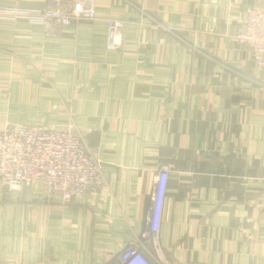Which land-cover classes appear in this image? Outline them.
I'll return each mask as SVG.
<instances>
[{
  "label": "crops",
  "instance_id": "1",
  "mask_svg": "<svg viewBox=\"0 0 264 264\" xmlns=\"http://www.w3.org/2000/svg\"><path fill=\"white\" fill-rule=\"evenodd\" d=\"M59 27L48 0H0V132L68 129L101 181L64 204L36 180L0 185V264H106L141 237L169 178L160 264H264V83L238 22L264 0H93ZM124 22L107 52L106 21ZM153 260L151 252H145Z\"/></svg>",
  "mask_w": 264,
  "mask_h": 264
},
{
  "label": "built area",
  "instance_id": "2",
  "mask_svg": "<svg viewBox=\"0 0 264 264\" xmlns=\"http://www.w3.org/2000/svg\"><path fill=\"white\" fill-rule=\"evenodd\" d=\"M19 13L4 10L0 18L14 19ZM43 23L68 27L72 23L95 18L93 0H48L47 7L38 13ZM124 22L106 21V51L122 48L121 33ZM234 39L239 46L249 49L251 59L264 83V8L249 9L238 22ZM101 165L87 150L83 139L68 129L6 125L0 132V185L8 191L28 187L40 181L47 197L59 193L64 204L89 190L95 194L101 181ZM169 178L168 170H159L154 185L152 202L147 209L145 230L139 239L128 244L114 262L106 264H160L157 234L161 223L163 201ZM264 217L263 203L260 205ZM145 252H151L153 260ZM8 264H21L9 262Z\"/></svg>",
  "mask_w": 264,
  "mask_h": 264
}]
</instances>
